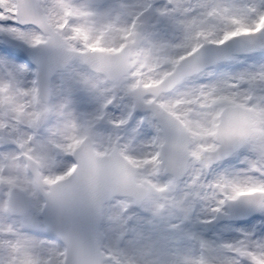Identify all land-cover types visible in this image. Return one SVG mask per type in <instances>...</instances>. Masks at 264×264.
I'll return each instance as SVG.
<instances>
[{
    "label": "snow or ice",
    "instance_id": "1",
    "mask_svg": "<svg viewBox=\"0 0 264 264\" xmlns=\"http://www.w3.org/2000/svg\"><path fill=\"white\" fill-rule=\"evenodd\" d=\"M0 264H264V0H0Z\"/></svg>",
    "mask_w": 264,
    "mask_h": 264
}]
</instances>
